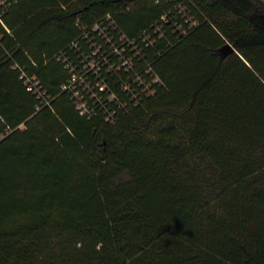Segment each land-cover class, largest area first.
<instances>
[{
  "label": "trees",
  "instance_id": "trees-1",
  "mask_svg": "<svg viewBox=\"0 0 264 264\" xmlns=\"http://www.w3.org/2000/svg\"><path fill=\"white\" fill-rule=\"evenodd\" d=\"M179 2L197 24L147 53L164 85L81 116L59 58L81 28L110 14L135 37ZM4 22L0 264H264V0H20Z\"/></svg>",
  "mask_w": 264,
  "mask_h": 264
},
{
  "label": "built area",
  "instance_id": "built-area-1",
  "mask_svg": "<svg viewBox=\"0 0 264 264\" xmlns=\"http://www.w3.org/2000/svg\"><path fill=\"white\" fill-rule=\"evenodd\" d=\"M18 1L0 0V40L1 27L9 32L4 16ZM196 24L197 20L187 12L183 2L176 3L135 37L128 36L112 16L106 14L89 28H81L80 35L69 45L75 57L67 52L59 56L69 71L62 91L70 95L81 116L87 119L101 116L114 122L118 113H129L143 98L154 96L164 85L147 53L158 39L164 38L165 25H170L174 33L182 34L186 31L184 25L191 28ZM11 68L19 71V79L40 105H50L51 99L35 76L28 75L16 61L11 63ZM12 131L9 126H0V143Z\"/></svg>",
  "mask_w": 264,
  "mask_h": 264
},
{
  "label": "rangeland",
  "instance_id": "rangeland-1",
  "mask_svg": "<svg viewBox=\"0 0 264 264\" xmlns=\"http://www.w3.org/2000/svg\"><path fill=\"white\" fill-rule=\"evenodd\" d=\"M254 228L255 242L257 241V244H260L264 248V212L257 216Z\"/></svg>",
  "mask_w": 264,
  "mask_h": 264
},
{
  "label": "water",
  "instance_id": "water-1",
  "mask_svg": "<svg viewBox=\"0 0 264 264\" xmlns=\"http://www.w3.org/2000/svg\"><path fill=\"white\" fill-rule=\"evenodd\" d=\"M127 1H128V0H123L124 4H126V3H127Z\"/></svg>",
  "mask_w": 264,
  "mask_h": 264
},
{
  "label": "crops",
  "instance_id": "crops-1",
  "mask_svg": "<svg viewBox=\"0 0 264 264\" xmlns=\"http://www.w3.org/2000/svg\"><path fill=\"white\" fill-rule=\"evenodd\" d=\"M6 25V24H5Z\"/></svg>",
  "mask_w": 264,
  "mask_h": 264
}]
</instances>
